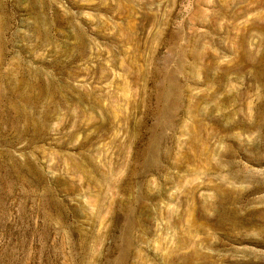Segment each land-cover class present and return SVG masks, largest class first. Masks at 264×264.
Returning a JSON list of instances; mask_svg holds the SVG:
<instances>
[{"label": "rangeland", "instance_id": "1", "mask_svg": "<svg viewBox=\"0 0 264 264\" xmlns=\"http://www.w3.org/2000/svg\"><path fill=\"white\" fill-rule=\"evenodd\" d=\"M262 2L0 0V264H264Z\"/></svg>", "mask_w": 264, "mask_h": 264}, {"label": "bare ground", "instance_id": "2", "mask_svg": "<svg viewBox=\"0 0 264 264\" xmlns=\"http://www.w3.org/2000/svg\"><path fill=\"white\" fill-rule=\"evenodd\" d=\"M40 1H41V0H40ZM202 1H203V0H202ZM259 1H261V0H258V1L256 0V2H258V3H259ZM204 2H205V1H204ZM228 2H230V0H228ZM234 2H235V1H234ZM39 3H40V2H39ZM201 3H202V2H201ZM262 3H264V2H262ZM46 4H47V3H46ZM256 4H257V3H256ZM260 4H261V3H259V5H260ZM223 5H225V4H223ZM225 6H226V5H225ZM218 7H219V6H218ZM224 8H226V7H224ZM263 8H264V7H263ZM35 9H36V8H35ZM44 9H45V8H44ZM222 9H223V8H222ZM204 11H205V10H204ZM204 11H202V9H199V8L196 10V12H197V13H200L201 15H202V14L205 15L206 12H204ZM226 12H227V11H226ZM243 13H244V12H243ZM220 14H221V12H220L219 10H217V13H215L214 11H212V13H211V15L213 16V18H214V17H215V18L218 17ZM258 14H261V15H260V18H261V19H264V11L259 12ZM204 15H203V16H204ZM225 15L228 16V14H225ZM5 17H6V16H5ZM206 17H207V16H206ZM219 22H220V21H219ZM42 23H43V22H42ZM42 23H41V24H42ZM250 23H251L252 25H254V26H255V24H256V25L259 24V22L256 23L255 21H251V20H250ZM0 25H1V24H0ZM46 25H47V24H46ZM38 26H39V25H38ZM260 26L262 27V30H264V25H263V26L260 25ZM40 27H42V26L40 25ZM226 27H227V26H226ZM1 28H2V27H1ZM192 29H193V28H192ZM41 30H42V29H41ZM43 30H45V29H43ZM194 30H195V29H194ZM0 31H1V29H0ZM3 31H4V30H3ZM42 32H43V31H42ZM260 32H261V31H260ZM79 33H80V32H79ZM192 33H193V32H192ZM245 34H246V33H245ZM40 35H41V34H40ZM173 35H174V34H173ZM46 36H47V35H46ZM231 36H232V35H231ZM78 37H79V36H78ZM193 37H194V36H193ZM193 37H191L190 39H192ZM234 37H235V36H234ZM80 38H81V37H80ZM174 38H175V37H174ZM235 38H236V37H235ZM245 38H246V37H245ZM82 39H83V38H82ZM82 39H81V40H82ZM79 40H80V39H79ZM171 40H172V39H171ZM171 40H170V41H171ZM175 40H176V39H175ZM173 41H174V40H173ZM242 41H243V40H242ZM242 41H241V42H242ZM245 41H246V40H245ZM0 42H1V41H0ZM188 42H189V40H188ZM191 42H192V41H191ZM241 42H240V43H241ZM262 42L264 43V37L262 38ZM171 43H172V42H171ZM194 43H195V42H194ZM233 43H235L234 40H233ZM243 43H244V42H243ZM236 44H238V43H236ZM244 44H245V43H244ZM261 44H262V43H261ZM190 46H191V45H190ZM196 46H197V44H196ZM239 46H240V44H239ZM263 46H264V44H263ZM237 47H238V46L236 45L235 48L237 49ZM260 47H261V46H260ZM192 48H193V47H192ZM235 48H233L232 46H230V47H229V50H231V52H233V53L236 55V49H235ZM190 49H191V48H190ZM262 49H263V48H262ZM243 50H245V48H243ZM239 52H240V50H239ZM252 52H253V51H252ZM58 53H59V52H58ZM244 53H245V51H244ZM69 55H70V54H69ZM190 55H191V57H192L193 63H194L195 61H197V60H196V55H195L194 51H193V52H190ZM241 55H242V54H241ZM241 55H240V53H238V56H234V57H232L233 59L231 60V62L236 63L237 60H238V58H239ZM246 55H248V54L246 53ZM257 55H258V54H257ZM263 55H264V54H263ZM200 58H201V55H200ZM202 58H203V57H202ZM5 59H6V58H5ZM5 59H4V60H5ZM260 59H261V58H260ZM59 60H60V59H59ZM198 60H199V59H198ZM201 61H202V60H200L199 63H200ZM261 61H262V60H261ZM216 62H217V61H216ZM193 63H191V66H193ZM197 63H198V62H197ZM187 64H188V63H187ZM195 64H196V63H195ZM236 64H237V63H236ZM260 64H261V63H260ZM204 65H205V64H204ZM263 65H264V64H263ZM221 67H222V66H219V68H221ZM176 68H177V67H176ZM182 68H183V67H182ZM193 68H194V67H193ZM229 68H230V67H229ZM30 70H31V69H30ZM175 70H177V69H175ZM178 70H179V69H178ZM257 71H258V70H257ZM263 71H264V70H263ZM31 73H32V72H31ZM194 73H195V72H194ZM221 73H222V72H221ZM262 73L264 74V72H262ZM245 74H246V73H245ZM256 76H257V75H256ZM258 76H259V75H258ZM244 77H245V76H244ZM261 77H262V76H261ZM157 78H158V77H157ZM43 79H44V78H43ZM33 80H34V79H33ZM36 81H37V80H36ZM220 81H222V80H220ZM43 82H44V81H43ZM60 82H61V81H60ZM262 83H263V85H264V82H262ZM30 84H31V83H30ZM36 84H37V82H36ZM44 84H45V83H44ZM57 85H58V84H57ZM123 85H124V84H123ZM159 85H160V84H159ZM159 85H158V86H159ZM175 85H176V84H175ZM220 85H221V84H220ZM67 86H68V85H67ZM171 86H172V85H171ZM26 87H27V86H26ZM26 87H25V88H26ZM56 87H57V86H56ZM62 87H63V86H62ZM125 87H126V86H125ZM162 87H163V86H162ZM31 88H32V87H31ZM46 88H47V87H46ZM60 88H61V86H60ZM220 88H221V87H220ZM4 89H5V88H4ZM170 89H171V88H170ZM233 89H234V88H233ZM263 89H264V88H263ZM28 90H29V89H28ZM37 90H38V89H37ZM47 90H48V89H46V91H47ZM51 90H52V89H51ZM63 90H64V89H63ZM211 90H212V89H211ZM78 91H79V90H78ZM85 91H86V90H85ZM263 91H264V90H263ZM39 92H40V90H39ZM53 92H54V91H53ZM82 92H83V91H82ZM46 94H48V93H46ZM84 94H85V93H84ZM91 94H92V93H91ZM63 95H64V94H63ZM86 95H87V94H86ZM86 95L83 96V97H86ZM178 95H179V94H176V97H177ZM6 96H7V95H6ZM6 96H5V97H6ZM29 96H30V94H28V93H25V92H22V93H21V97H22L23 100H26ZM33 96H34V95H33ZM55 96H56V95H55ZM88 96H89V94H88ZM88 96H87V97H88ZM189 96H190V95H189ZM261 96H262V95H261ZM49 97H50V96H49ZM7 98H8V97H7ZM45 98H46V97H45ZM54 98H55V97H54ZM157 98H158V97H157ZM179 98H180V97H179ZM181 98H182V97H181ZM263 98H264V96H263ZM32 99H33V98H32ZM46 99H47V98H46ZM55 99H56V98H55ZM63 99H64V98H63ZM49 100H52V99H49ZM49 100H48V101H49ZM263 100H264V99H263ZM263 100H262V101H263ZM3 101H4V95H3L2 92H0V110L2 109L1 107L5 106V105H2ZM7 101H8V100H7ZM177 101H178V100H176V102H177ZM179 101H180V100H179ZM4 102H5V101H4ZM36 102H37V101H36ZM44 102H45V100H44ZM67 102H68V101H67ZM173 102H174V100H173ZM176 102H175V103H176ZM258 102H259V100H258ZM7 103H8V102H7ZM9 103L13 105L12 109H13L14 111H17V112L20 111L19 113H25V112H24V110H25V109H24V106H21V105L18 106V104H17L16 102H14V100H10ZM37 103H38V102H37ZM64 103H65V102H64ZM64 103H63V104H64ZM68 103H69V102H68ZM79 103H80V102H79ZM4 104H6V103H4ZM45 104H46V103H45ZM60 104H61V103H60ZM80 104H81V103H80ZM176 104H177V103H176ZM178 104H180V103H178ZM248 104H249V103H248ZM246 105H247V104H246ZM252 105H253V104H252ZM252 105H251V106H252ZM254 105H257V104H254ZM110 106H111V105H110ZM179 106H180V105H179ZM179 106L177 105L178 108H179ZM56 108H59V106L56 107ZM258 108H259L258 110L260 111L261 106H258ZM6 109H7V108H6ZM81 109H82V108H81ZM250 109H251V111L253 110L252 108H250ZM250 109H249V110H250ZM3 110H4V108H3ZM18 110H19V111H18ZM73 110H74V109H73ZM262 110H263V108H262ZM262 110H261V111H262ZM47 111H48V110H47ZM58 111H59V110H58ZM192 111H193V110H192ZM254 111H255V110H254ZM32 112H33V111H32ZM40 112H41V111H40ZM10 113H11V112H10ZM55 113H56V112H55ZM165 113H166V112H165ZM45 114L47 115V113H45ZM253 114H254V113H253ZM185 115H186V113H185ZM257 115H258V114H257ZM249 116H250V115H249ZM255 116H256V115H255ZM23 117H24V116H23ZM159 117H160V116H159ZM251 117H252V115H251ZM257 117H258V116H257ZM163 118H164V117H163ZM18 119H19V118H18ZM20 119L22 120L23 118H20ZM48 119H49V118H48ZM244 119H245V117H244ZM252 119H254V118H252ZM24 120H25V119H24ZM26 120H27V127H28V125H30V124H36V123L38 122V121H36L35 118H29L28 116H26ZM50 120H51V119H50ZM164 120H165V119H164ZM22 121H23V120H22ZM77 121H78V120H77ZM237 121H238V120H237ZM245 121H247V120L245 119ZM262 121H263V120H262ZM262 121H261L260 123H264V122H262ZM74 122H75V121H74ZM74 122H73V123H74ZM79 122H80V121H79ZM83 122H84V121H83ZM198 122H199V121H198ZM235 122H236V121H235ZM16 123H17V122H16ZM39 123H40V121H39ZM73 123H72V124H73ZM204 123H205V122H204ZM229 123H230V122H229ZM229 123H227V125H228ZM232 123H233V122H232ZM240 123H241V122H240ZM257 123H258V122H257ZM23 124H24V123H23ZM37 124H38V123H37ZM77 124H78V123H77ZM174 124H175V123H174ZM236 124H237V123H236ZM244 124H245V123H244ZM250 124H251V123H250ZM16 125H18V123H17ZM48 125H49V124H48ZM163 125H164V124H163ZM201 125H202V124H201ZM220 125H221V124H220ZM229 125H230V124H229ZM248 125H249V124H248ZM252 125H253V124H252ZM259 125H260V124H259ZM261 125H262V124H261ZM77 126H78V125H77ZM206 126H207V125H205V127H206ZM216 126H217V125H216ZM249 126H250V125H249ZM200 127H202V126H200ZM209 127H210V126H209ZM219 127H220V126H219ZM35 128H36V127H35ZM183 128H184V127H183ZM206 128H207V127H206ZM217 128H218V126H217ZM221 128H222V127H221ZM235 128H236V127H234V129H235ZM240 128H241V127H240ZM245 128H246V127H245ZM247 128H250V127H247ZM256 128H257V127H256ZM259 128H263V126H262V127H259ZM29 129H30V128H29ZM202 129H203V128H201V130H202ZM234 129H233V130H234ZM257 129H258V128H257ZM45 130H46V129H45ZM158 130H159V129H158ZM219 130H220V128H219ZM240 130H241V129H240ZM246 130H248V129H246ZM206 131H207V130H206ZM215 131H216V130H215ZM221 131H224V130H221ZM242 131H243V130H242ZM244 131H245V130H244ZM260 131H261V129H260ZM41 132H42V131H41ZM225 132H226V131H225ZM239 132H240V131H239ZM248 132H249V131H248ZM258 132H259V130H258ZM38 133H40V132H38ZM42 133H43V132H42ZM162 133H163V132H162ZM236 133H237V132H236ZM243 133H244V132H243ZM43 134H44V133H43ZM152 134H153V133H152ZM206 134H207V133H206ZM223 134H225V133H223ZM230 134H231V133H230ZM157 135H158V134H157ZM221 135H222V134H221ZM221 135H220V136H221ZM226 135H227V134H226ZM234 135H236V134H234ZM45 136H47V135H45ZM45 136H44V137H45ZM214 136H215V134H214ZM220 136H219V138H220ZM227 136H228V135H227ZM231 136H232V135H231ZM239 136H240V135H239ZM239 136H238V137H239ZM261 136H262V135H261ZM208 137H209V135H208ZM221 137H222V136H221ZM229 137H230V136H229ZM256 137H259V136H256ZM215 138H216V137H215ZM227 138H228V137H227ZM205 139H206V138H205ZM224 139H226V138H224ZM233 139H234V137H233ZM241 139H242V138H241ZM241 139H240V140H241ZM255 139H256V138H255ZM218 140H219V139H217V141H218ZM226 140H227V139H226ZM237 140H238V139H237ZM250 140H251V139H250ZM256 140H257V139H256ZM116 141H117V140H116ZM191 141H192V137H191ZM221 141H222V140H221ZM254 141H255V140H254ZM239 142H240V141H239ZM258 142H259V141H258ZM224 143H225V142H224ZM233 143H234V142H233ZM236 143H237V142H236ZM240 143H241V142H240ZM254 143H256V142H254ZM241 144H242V143H241ZM246 144H247V143H246ZM248 144H249V141H248ZM251 144H252V143H250V146H251ZM257 144H258V143H257ZM257 144H256V146H257ZM239 145H240V144H239ZM239 145H238V146H239ZM209 146H210V145H209ZM242 146H243V144H242ZM242 146H241V147H242ZM254 146H255V145H254ZM245 147H246V146H245ZM251 147H252V146H251ZM228 149H229V148H228ZM217 150H218V149H217ZM224 150L227 151L226 149H224ZM222 151H223V150H222ZM262 151H264V150H262ZM187 152H188V151H187ZM258 153H259V152H258ZM203 154H204V153H203ZM218 154H219V153H218ZM221 154H222V153H221ZM230 154H231V153H230ZM250 154H251V153H250ZM254 154H255V153H254ZM251 155H252V154H251ZM255 155H256V154H255ZM257 156H258V155H257ZM224 157H225V156H224ZM259 157H260V156H259ZM230 158H231V157H230ZM231 159H233V157H232ZM258 159H259V158H258ZM203 160H204V159H203ZM262 160H263V159H262ZM82 161H83V160H82ZM263 161H264V160H263ZM232 162H234V161H232ZM75 165H76V164H75ZM105 165H106V164H105ZM97 167H98V166H97ZM74 168H75V167H74ZM74 168H73V170H74ZM78 168H79V167H78ZM151 168H152V167H151ZM69 169H70V167H69ZM158 169H160V168H158ZM135 170H136V169H135ZM77 171H78V170H77ZM133 171H134V170H133ZM113 173H114V172H113ZM82 174H83V173H82ZM109 175H110V174H109ZM83 176H84V175H83ZM102 179H103V178H102ZM104 179H105V178H104ZM107 179H108V178H107ZM111 180H112V179H111ZM114 180H115V179H114ZM102 181H103V180H102ZM116 181H117V180H116ZM109 182H110V181H109ZM260 183H261V182H260ZM107 184H108V183H107ZM258 184H259V182H258ZM261 185H262V183H261ZM125 186H126V185H125ZM257 186H258V185H257ZM191 187H192V186H191ZM260 187H261V186H260ZM253 188H254V187H253ZM178 190H179V189H178ZM119 191H120V190H119ZM123 192H124V191H123ZM241 194H242V193H241ZM125 195H126V194H125ZM216 195H217V194H216ZM100 198H101V197H100ZM123 198H124V197H123ZM134 198H135V197H134ZM242 198H243V197H242ZM120 200H121V199H120ZM123 200H124V199H123ZM236 200H237V199H236ZM238 200H239V198H238ZM238 200H237V201H238ZM128 201H131V200H128ZM128 201H127V202H128ZM135 201H136V200H135ZM239 201H240V200H239ZM239 201H238V202H239ZM116 202H117V201H116ZM123 202H124V201H123ZM125 202H126V201H125ZM131 202H132V201H131ZM234 202H235V201H234ZM234 202H233V203H234ZM119 203H120V202H119ZM127 204H128V203H127ZM134 204H135V203H134ZM139 204H140V203H139ZM124 205H125V204H124ZM129 205H130V204H129ZM235 205H236V204H235ZM130 206H131V205H130ZM231 206H232V205H231ZM126 208H127V207H126ZM232 208H233V207H232ZM227 209H228V208H227ZM126 210H127V209H126ZM229 210H230V209H229ZM122 211H123V210H122ZM171 211H172V210H171ZM231 211H232V210H231ZM125 212H126V211H125ZM225 212H226V211H225ZM233 212H234V211H233ZM238 212H239V211H238ZM238 212H237V215L239 214ZM240 212H241V210H240ZM231 213H232V212H231ZM231 213H230V214H231ZM170 214H171V212H170ZM170 214H169V215H170ZM175 214H176V213H175ZM225 214H226V213H225ZM235 214H236V213H235ZM228 215H229V214H228ZM233 215H234V214H233ZM235 216H236V215H235ZM238 216H239V215H238ZM227 217L229 218V216H227ZM232 217H233V216H232ZM240 217H241V216H240ZM174 218H175V217H174ZM221 218H223V217H221ZM228 218H227V219H228ZM242 218H243V217H242ZM242 218H241V219H242ZM244 218H245V217H244ZM223 219H224V218H223ZM233 219H234V218H233ZM174 220H175V219H174ZM237 220H238V219H237ZM242 220H243V219H242ZM233 221H234V220H232L231 222H233ZM239 221H240V220H239ZM239 221H238V222H239ZM244 221H246V220H244ZM227 222H228V220H227ZM229 222H230V221H229ZM231 222H230V223H231ZM236 222H237V221H236ZM248 222H249V221H248ZM255 222H256V221H255ZM255 222H254V223H255ZM241 223H242V222H241ZM245 223H246V222H245ZM231 224H233V223H231ZM242 224H243V223H242ZM235 225H236V224H235ZM237 225H238V224H237ZM240 225H241V224H240ZM252 225H253V224H252ZM126 226H127V225H126ZM231 226H232V225H231ZM236 227H237V226H236ZM236 227H233V228H236ZM236 229H237V228H236ZM245 239H246V238H245ZM178 242H179V241H178ZM128 244H129V243H128ZM197 250H198V249H197ZM165 253H166V252H165ZM176 256H177V255H176ZM182 256H183V255H182Z\"/></svg>", "mask_w": 264, "mask_h": 264}]
</instances>
